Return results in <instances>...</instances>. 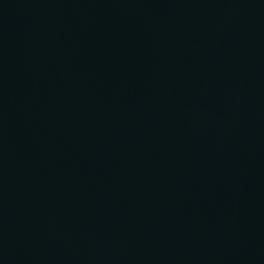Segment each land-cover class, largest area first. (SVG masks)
<instances>
[{
    "label": "water",
    "instance_id": "water-1",
    "mask_svg": "<svg viewBox=\"0 0 264 264\" xmlns=\"http://www.w3.org/2000/svg\"><path fill=\"white\" fill-rule=\"evenodd\" d=\"M0 264H264V0H0Z\"/></svg>",
    "mask_w": 264,
    "mask_h": 264
}]
</instances>
